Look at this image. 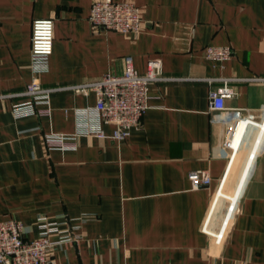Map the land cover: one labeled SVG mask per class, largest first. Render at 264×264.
<instances>
[{
  "label": "crops",
  "instance_id": "crops-1",
  "mask_svg": "<svg viewBox=\"0 0 264 264\" xmlns=\"http://www.w3.org/2000/svg\"><path fill=\"white\" fill-rule=\"evenodd\" d=\"M94 1L0 0V219L28 240L47 226L50 264H264V82L249 80L264 77V0H116L140 7V32L126 34L92 25ZM49 17L37 76L53 90L34 99L32 24ZM208 46L234 54L213 61ZM127 56L142 73L159 60L164 79L149 84L142 126L116 140L96 92L65 87L121 75ZM223 79L226 105L255 122L229 144L209 107ZM199 169L209 186H192Z\"/></svg>",
  "mask_w": 264,
  "mask_h": 264
},
{
  "label": "built area",
  "instance_id": "built-area-1",
  "mask_svg": "<svg viewBox=\"0 0 264 264\" xmlns=\"http://www.w3.org/2000/svg\"><path fill=\"white\" fill-rule=\"evenodd\" d=\"M90 22L94 27H101L120 33H139L141 30L140 7L128 1L95 0ZM54 19H36L32 24L31 54L33 80L26 86L25 94L31 98L48 96L53 89L42 86L37 74L47 67V58L54 47ZM234 54L231 46H208L206 56L213 61L230 59ZM163 66L157 59L147 63L144 73L134 65L133 58H125V69L121 75L108 73L99 81L76 83L65 88L76 93L87 95L90 91L97 94L96 111L106 124L115 126L113 138L122 140L131 134L133 129L142 126V119L148 109L149 84L164 79ZM210 81L216 79H209ZM249 80L264 82V77H252ZM223 86L209 95V107L215 121L225 120L229 123L228 144L237 123L243 118L249 124H255L247 117V109L226 105V100L235 95L229 84L230 79H223ZM2 95H0V98ZM103 137V131H98ZM189 178L194 188L209 186L212 182L207 170H193ZM208 221L204 225L207 231ZM221 236L217 238L220 241ZM77 240V239H76ZM70 241V240H64ZM46 226L40 236L28 240L24 236L22 222L13 219H0V264H50V254L55 248Z\"/></svg>",
  "mask_w": 264,
  "mask_h": 264
}]
</instances>
